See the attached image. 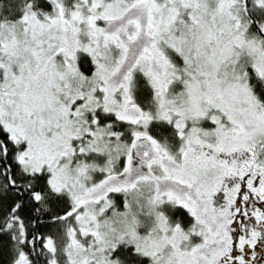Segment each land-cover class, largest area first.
<instances>
[{"label": "snow or ice", "instance_id": "6c2138e0", "mask_svg": "<svg viewBox=\"0 0 264 264\" xmlns=\"http://www.w3.org/2000/svg\"><path fill=\"white\" fill-rule=\"evenodd\" d=\"M0 264H264V0H0Z\"/></svg>", "mask_w": 264, "mask_h": 264}]
</instances>
